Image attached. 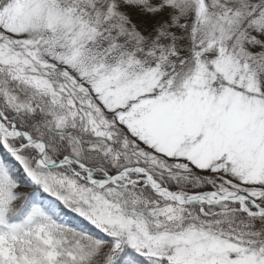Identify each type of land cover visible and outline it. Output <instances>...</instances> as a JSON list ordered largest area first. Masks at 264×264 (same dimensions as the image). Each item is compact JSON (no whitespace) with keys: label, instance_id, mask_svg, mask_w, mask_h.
<instances>
[{"label":"snow or ice","instance_id":"snow-or-ice-1","mask_svg":"<svg viewBox=\"0 0 264 264\" xmlns=\"http://www.w3.org/2000/svg\"><path fill=\"white\" fill-rule=\"evenodd\" d=\"M0 264H264V0H0Z\"/></svg>","mask_w":264,"mask_h":264}]
</instances>
